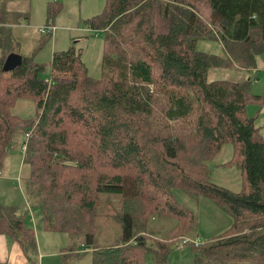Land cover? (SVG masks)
<instances>
[{
  "label": "trees",
  "instance_id": "obj_1",
  "mask_svg": "<svg viewBox=\"0 0 264 264\" xmlns=\"http://www.w3.org/2000/svg\"><path fill=\"white\" fill-rule=\"evenodd\" d=\"M56 1L49 18L61 10ZM7 2L0 0V24L10 23ZM87 23L106 32L100 79L89 75L76 45L54 53L47 79L30 57L7 70L12 36L0 26V171L12 143L22 149L32 130L28 205L42 210L48 231L82 235L85 247L76 252L92 250V264H147V252L153 264H168L180 239L197 235L198 216L177 201L176 187L233 217L226 232L187 245L195 264H264V137L246 114L262 98L250 92V80H208L212 67L256 66L264 0H107ZM201 39H218L229 56L197 50ZM30 97L36 118L11 113ZM226 145L234 148L226 165L236 164L245 182L238 192L211 180L209 162ZM114 197L122 198L120 209ZM28 213L0 203V234L30 259L38 244ZM97 219L119 223L115 241L95 245L89 228ZM71 248L59 264H68Z\"/></svg>",
  "mask_w": 264,
  "mask_h": 264
},
{
  "label": "rangeland",
  "instance_id": "obj_2",
  "mask_svg": "<svg viewBox=\"0 0 264 264\" xmlns=\"http://www.w3.org/2000/svg\"><path fill=\"white\" fill-rule=\"evenodd\" d=\"M50 2H54V0H8L7 7L13 14L11 17H6V22L18 21V25L12 28L14 41L7 40L11 46L8 49L7 44L5 53L7 54L12 50L14 45L17 46L16 48L25 49L32 41L37 40L38 45L32 49L33 52L30 57L36 63L45 67L41 77L47 79L51 77V62L54 53L65 51L72 45H76L77 48L82 49V58L89 75L100 79L103 73L102 62L105 52L106 32L103 29L90 27L87 20L102 14L107 0H57L56 2L61 5V10L56 11V14L49 18ZM26 17H29V20ZM16 18H19V20H16ZM47 27H50V31L44 32ZM5 33L7 34L6 31ZM40 38L42 41H40ZM197 50L225 58L229 56L226 48L218 39L199 40ZM256 66L257 72L254 71V68L242 67L238 63L230 66L212 67L208 72V80H230L234 82L250 80L248 81L250 92L261 96L262 100L250 103L246 114L249 117H254L260 135L263 137L264 52L257 57ZM7 82L11 83V81ZM11 113L26 121H32L37 116V106L34 98L18 100ZM21 139L18 137L17 142H20ZM25 142L26 136L23 138L22 149L17 143H12L1 163L0 203L6 206H14L21 212L29 210L26 224L36 231L38 249L36 253L30 255V259L24 255L21 247L18 250H9L10 263L59 264L62 253L72 247L74 249L71 248L72 250L69 252L68 264H92V250V252H76L77 250L80 251V248L85 247L83 245L85 240L82 235L71 237L66 232L48 231L44 228L42 210L39 207L30 208L28 205L24 186L28 179L31 178L32 170L24 158L26 152L24 153L23 146ZM233 150L232 145L224 146L222 151L209 162V165L212 168L211 180L213 182L238 192L245 184L241 170L236 164L226 165L233 157ZM173 193L181 205L192 210L198 216V225L195 230L197 235H186L188 237H183L180 241L178 240L179 242L177 241L178 245L183 239L189 237L194 238H189L191 240L198 239L202 243L226 232L232 227L233 217L220 208L211 198H193L182 187H176ZM113 199L115 204H117L116 209H120L122 198L114 197ZM102 200H105V198H102ZM104 224L103 219H97L91 223L89 228L93 233L92 238L94 237L95 245L97 246L102 245L106 239H111L109 240L111 242L115 241L114 238L118 236L120 231V225L116 221H109V227H105ZM7 239L9 242L14 241L13 243L18 245L12 238L9 237ZM101 241L103 242L101 243ZM149 241L154 246L155 241L153 239ZM1 246L0 243V250ZM9 249H11V244ZM40 259H42L41 263ZM143 260L147 264H153L152 254L149 252L145 253ZM168 264H195V255L191 250V246H186L183 249L174 248L168 257Z\"/></svg>",
  "mask_w": 264,
  "mask_h": 264
},
{
  "label": "crops",
  "instance_id": "obj_3",
  "mask_svg": "<svg viewBox=\"0 0 264 264\" xmlns=\"http://www.w3.org/2000/svg\"><path fill=\"white\" fill-rule=\"evenodd\" d=\"M8 3V2H7ZM6 10H7V14H8V17L10 16H12V14L13 13H11L10 11H9V9H8V7H7V5H6ZM26 19H28L29 20V17H26ZM16 20H19V18H16ZM5 25V26H4ZM15 25H18V21L17 22H10V23H8V24H0V26H3V27H5V28H7L10 32H11V36H12V28L15 26ZM10 26H12V28H10ZM42 38V37H41ZM41 38H40V41H42L41 40ZM11 41H14V39L13 38H11ZM38 45V41L37 40H34V41H32L28 46H26V48L25 49H22V48H20V47H18V48H16L17 46H13L12 47V50H10L7 54H8V56L9 55H11V54H15V55H19V56H22V57H30L31 56V54H32V49L33 48H35L36 46ZM10 44H8V49L10 48ZM15 49V50H14ZM31 58V57H30ZM257 69V66H255V67H250L249 69ZM264 137V136H263ZM228 161V160H227ZM7 235H4V234H0V243H1V250H0V261L1 262H9L10 263V258H11V256H10V254L8 253V251L9 250H18L19 249V247H20V245L18 244V245H15V243H13L14 241H11V242H9V240L7 239V238H9V236L8 237H6ZM11 244V249H9V245ZM16 246H18V247H16ZM7 247V248H6ZM6 250H7V252H6ZM24 253V252H23ZM41 260L42 259H40V263H41Z\"/></svg>",
  "mask_w": 264,
  "mask_h": 264
},
{
  "label": "built area",
  "instance_id": "obj_4",
  "mask_svg": "<svg viewBox=\"0 0 264 264\" xmlns=\"http://www.w3.org/2000/svg\"><path fill=\"white\" fill-rule=\"evenodd\" d=\"M50 31V27H47V29L44 31V32H49ZM254 71H258L257 69H255ZM31 135V131H29L27 134H26V142L24 143V153L26 152V149H27V142H28V139ZM201 244V242L198 240V239H195V240H191L189 238H185L183 239V241L177 245L178 247H176L177 249H183L185 248L187 245H194V246H199Z\"/></svg>",
  "mask_w": 264,
  "mask_h": 264
},
{
  "label": "water",
  "instance_id": "obj_5",
  "mask_svg": "<svg viewBox=\"0 0 264 264\" xmlns=\"http://www.w3.org/2000/svg\"><path fill=\"white\" fill-rule=\"evenodd\" d=\"M23 63V57L15 54H11L7 58V62L5 64V68L7 70L17 67L18 65Z\"/></svg>",
  "mask_w": 264,
  "mask_h": 264
}]
</instances>
